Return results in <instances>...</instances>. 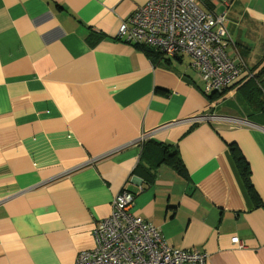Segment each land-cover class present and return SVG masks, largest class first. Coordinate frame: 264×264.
Instances as JSON below:
<instances>
[{
  "label": "crops",
  "instance_id": "1",
  "mask_svg": "<svg viewBox=\"0 0 264 264\" xmlns=\"http://www.w3.org/2000/svg\"><path fill=\"white\" fill-rule=\"evenodd\" d=\"M145 2L0 0V264H76L123 188L168 246L204 251L206 264H264L260 101L241 84L213 101L182 53L154 58L121 38ZM211 5L241 27L228 31L239 80L264 83V0ZM208 111L243 122H191Z\"/></svg>",
  "mask_w": 264,
  "mask_h": 264
},
{
  "label": "built area",
  "instance_id": "2",
  "mask_svg": "<svg viewBox=\"0 0 264 264\" xmlns=\"http://www.w3.org/2000/svg\"><path fill=\"white\" fill-rule=\"evenodd\" d=\"M224 21L225 13H214L199 0H146L120 24L118 33L164 55H192L204 92H224L240 81L245 69ZM218 118L243 122L211 113L199 114L191 122ZM133 203L134 194L127 189L114 195L110 213L94 224L93 246L77 254L76 264H206L204 251L168 246L155 225L132 212ZM230 241L241 244L238 236Z\"/></svg>",
  "mask_w": 264,
  "mask_h": 264
},
{
  "label": "trees",
  "instance_id": "3",
  "mask_svg": "<svg viewBox=\"0 0 264 264\" xmlns=\"http://www.w3.org/2000/svg\"><path fill=\"white\" fill-rule=\"evenodd\" d=\"M199 1L202 2L208 9H212L211 8L212 0H199ZM231 41H232V39H231ZM144 51L147 54V56L164 59V57H163L164 54L156 48L150 47V48H146ZM237 84L238 85L241 84L240 88L243 89V92L246 93L247 96H249V97L252 96L253 103H252L251 107H254L260 101V103L258 104V109L261 111L262 118H263V116H264V83H261L257 79H254L253 76H252V78H250L249 75L246 74V76L242 80L238 81L237 83H235L231 86H234ZM206 94L210 99H213V98H216L217 96H222L224 93L212 92V93H206ZM236 108L238 109V111L240 113H243V115H240L241 117H245V116L251 117L252 114L250 113L249 108L245 103H242V104L236 106ZM211 112L212 111H208V113H211ZM211 114H213V113H211ZM246 117H245V119H246ZM143 157L147 158V155L143 154ZM163 159L167 161L165 163L176 166L178 168L179 173H181V174H183V176H185L184 166L181 163L180 159L177 157V154L175 153V151H173L172 149L167 147V149L165 150V156ZM237 160L239 162L240 161L243 162V164L241 165V169H242L241 173H242V176L244 178V181L247 183L249 181V173H250L249 169L247 168V163H246V161L242 155L237 157Z\"/></svg>",
  "mask_w": 264,
  "mask_h": 264
},
{
  "label": "rangeland",
  "instance_id": "4",
  "mask_svg": "<svg viewBox=\"0 0 264 264\" xmlns=\"http://www.w3.org/2000/svg\"><path fill=\"white\" fill-rule=\"evenodd\" d=\"M217 1H219V2H221V0H217ZM223 9L224 8H220V7H217V9H215V11L216 12H222L223 11ZM224 25H225V27L228 29V31L230 32V34H231V36H232V33H233V35H234V37H235V35H236V33L238 32V29H240L241 27H239V26H235L234 24H233V22L229 19V18H227L225 21H224ZM234 40V39H233ZM183 54V56H185L184 57V63L186 62L187 64L190 62L191 63V66L193 65V62H194V57L192 56V55H190V54H188V53H186V52H183L182 53ZM181 54V55H182ZM190 70V69H189ZM198 72V71H197ZM193 74H194V76L197 78V79H201V76H200V74H199V72L196 74V72H193ZM199 76V78H198V76ZM250 78H252L251 76H249ZM253 78H254V75H253ZM226 91H228V90H226ZM226 91L224 92V94L226 93ZM221 99V96H217L216 98H213L212 100L213 101H218V100H220ZM211 113H213V114H216L217 112H211ZM218 113H220V111H218Z\"/></svg>",
  "mask_w": 264,
  "mask_h": 264
},
{
  "label": "clouds",
  "instance_id": "5",
  "mask_svg": "<svg viewBox=\"0 0 264 264\" xmlns=\"http://www.w3.org/2000/svg\"><path fill=\"white\" fill-rule=\"evenodd\" d=\"M202 3V2H201ZM203 4V3H202ZM204 5V4H203ZM205 6V5H204ZM213 11V10H212ZM214 12V11H213Z\"/></svg>",
  "mask_w": 264,
  "mask_h": 264
}]
</instances>
